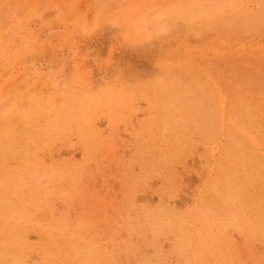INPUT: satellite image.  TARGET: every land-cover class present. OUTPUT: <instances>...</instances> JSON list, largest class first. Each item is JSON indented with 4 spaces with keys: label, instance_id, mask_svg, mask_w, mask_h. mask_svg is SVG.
<instances>
[{
    "label": "rangeland",
    "instance_id": "1",
    "mask_svg": "<svg viewBox=\"0 0 264 264\" xmlns=\"http://www.w3.org/2000/svg\"><path fill=\"white\" fill-rule=\"evenodd\" d=\"M77 263L264 264V0H0V264Z\"/></svg>",
    "mask_w": 264,
    "mask_h": 264
},
{
    "label": "snow or ice",
    "instance_id": "2",
    "mask_svg": "<svg viewBox=\"0 0 264 264\" xmlns=\"http://www.w3.org/2000/svg\"><path fill=\"white\" fill-rule=\"evenodd\" d=\"M118 27H120L121 30L123 29V26L122 25H119ZM155 35L156 36H159L160 35V32H156ZM123 38L125 40H131L132 39L130 33H128V32H123ZM152 38H153V35L152 34H150L149 36L146 37L147 40H151ZM114 43H115V41H114Z\"/></svg>",
    "mask_w": 264,
    "mask_h": 264
},
{
    "label": "bare ground",
    "instance_id": "3",
    "mask_svg": "<svg viewBox=\"0 0 264 264\" xmlns=\"http://www.w3.org/2000/svg\"><path fill=\"white\" fill-rule=\"evenodd\" d=\"M87 2V1H86ZM187 11V10H186ZM143 12H144V10H143ZM201 15V14H200ZM74 16V15H73ZM77 18V17H76ZM251 18V17H250ZM87 20V19H86ZM75 21V20H74ZM250 25H251V23H250ZM23 99V98H22ZM185 104V103H184ZM188 108V107H187ZM6 117V116H5ZM218 118V117H217ZM15 122V121H14ZM27 126V125H26ZM116 150V149H115ZM150 162V161H149ZM81 170V169H80ZM15 177V176H14ZM38 185V184H37ZM106 194V193H105ZM217 199V198H216ZM20 208V207H19ZM46 211V210H45ZM208 235V234H207ZM216 241V240H215ZM220 253V252H219ZM140 263V262H139ZM78 264V263H77Z\"/></svg>",
    "mask_w": 264,
    "mask_h": 264
}]
</instances>
